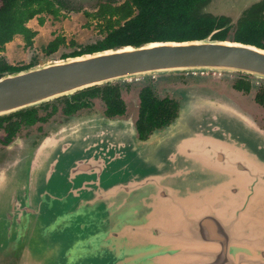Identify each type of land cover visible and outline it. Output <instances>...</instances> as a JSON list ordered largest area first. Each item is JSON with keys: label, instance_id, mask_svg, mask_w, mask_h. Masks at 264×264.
I'll use <instances>...</instances> for the list:
<instances>
[{"label": "water", "instance_id": "1", "mask_svg": "<svg viewBox=\"0 0 264 264\" xmlns=\"http://www.w3.org/2000/svg\"><path fill=\"white\" fill-rule=\"evenodd\" d=\"M260 1L208 0L199 12L241 15ZM213 32L3 72L0 116L150 74L264 78V49ZM217 97L185 91L173 119L143 139L129 117L97 112L56 124L6 174L0 168V247L42 264H264V127Z\"/></svg>", "mask_w": 264, "mask_h": 264}, {"label": "trees", "instance_id": "2", "mask_svg": "<svg viewBox=\"0 0 264 264\" xmlns=\"http://www.w3.org/2000/svg\"><path fill=\"white\" fill-rule=\"evenodd\" d=\"M207 1L123 0L117 5L109 3L100 5L97 15L107 14L105 36L95 43L80 47L79 50L63 54L61 58L121 45H139L150 41L201 39L212 31L214 32L210 36L211 39L222 40L227 29L215 30L223 26L225 28L226 23L223 25L224 21L219 17L199 12V7ZM61 10H72L67 0H0V51L3 50L4 44L16 34L21 35L25 46L30 45L36 31L26 26V22L36 17L37 24L42 25L44 21L42 14L58 18L64 16ZM256 34L257 31L253 32L249 26L242 25L234 33L233 41L251 43L259 47V41L254 38ZM64 42L63 36L56 35L42 49L45 53H50ZM68 44L74 45V41L69 40ZM10 68L0 59V70ZM232 88L247 92L249 82L241 78L235 79ZM93 98H98L102 102L104 114L108 117L124 113L125 103L118 83L94 85L56 99L62 100L64 112L68 113L87 107ZM254 100L259 104L264 103L263 89L255 93ZM28 108L20 109L15 114H20L22 118H29L34 109ZM176 110L177 103L172 99L157 97L150 85L140 87L137 115L134 121L137 137L143 139L153 129L170 122ZM2 117L3 115L0 116Z\"/></svg>", "mask_w": 264, "mask_h": 264}, {"label": "rangeland", "instance_id": "3", "mask_svg": "<svg viewBox=\"0 0 264 264\" xmlns=\"http://www.w3.org/2000/svg\"><path fill=\"white\" fill-rule=\"evenodd\" d=\"M67 1L72 10H61V13H63L64 16L53 18L50 15L42 14L44 20L42 25L37 24L36 17H33L26 22V26L27 23L39 26V28L35 30L36 34L32 38L33 44L31 47L34 49H30L28 51L24 49V51L21 52L19 48H16L15 46H20L22 44V37L18 34L14 35L12 39L8 41L10 42L7 44L9 57H11V59H17L18 62H16V64L27 61L28 55L29 57H35L34 65L48 60H57L61 58V53H67L80 46L100 39L105 33V31L100 29L102 27V21L87 16L84 13H93L98 4L102 2L107 1L115 4L119 3L120 0ZM240 12L241 11L239 9H233L228 12V17L230 18L232 24H234L237 17L240 15ZM56 35L63 36L65 42L61 44L54 53H51L50 55H43L39 50V47L45 45L47 41L51 40ZM69 40L74 41V45H69ZM238 78L248 80L250 83L249 90L247 92L237 93L231 89L233 81ZM113 82L120 85L121 95L127 107L126 114L130 111H134L135 106H133L134 103L132 100L135 98V93L138 89L144 85H150L157 96L165 93L177 98V101L181 98L182 93L185 91L189 89H201L211 95L218 96L217 98H226L232 101L233 104L239 108L241 107L236 103V101L240 104H243L244 102L246 104L243 105L246 106V108H253V110H256V108L250 104L251 97L261 89L264 90V78H257L251 74H245L239 71L207 70L197 72H166L144 75L125 80H116ZM91 102L92 106L89 110H92L93 112L88 114L97 113L95 110H104V106L98 98L92 99ZM51 103H55L58 107H60L59 101H52ZM66 119L67 118L62 119L60 122H63ZM60 122H55L53 124L50 123L51 125L48 127L47 134L56 124H59ZM40 138L41 137H38V140L33 143V137L31 140L30 137L18 135V137L13 142L9 143L8 146L0 148V168L3 166V173L6 174V168L8 165L10 166V164H8L9 161H11L17 153H24L26 149L29 150L31 146H35L39 142ZM43 260V257L41 259L39 258V255H33L29 251L19 250L18 248L14 249L10 243H8L5 247H0V264H42Z\"/></svg>", "mask_w": 264, "mask_h": 264}, {"label": "flooded vegetation", "instance_id": "4", "mask_svg": "<svg viewBox=\"0 0 264 264\" xmlns=\"http://www.w3.org/2000/svg\"><path fill=\"white\" fill-rule=\"evenodd\" d=\"M122 1L123 0H120L119 3H121ZM107 3H109L111 5L119 4V3L114 4V3H110V2L105 1V2L98 4L97 8L95 9V11L93 13H91V14L84 13L85 15L87 14V16H90V17H93L97 20L102 21V27L100 29H102V31H105V33L100 39H102L105 36V34L107 33V28L105 27L107 14L97 15V12L99 10L100 5H104V4L107 5ZM94 14H95V16H93ZM218 17H219V19H222L224 21L223 25L225 23L227 25L225 28L222 25L223 26L222 28L219 27V29L215 30V31H220L222 29H227L222 40H233L234 33H236L239 30L240 26L246 25V26H249L251 31H253V32L257 31V34L254 35V38L259 41V44H260L259 47L264 49V0H261V2H259L258 4H252L247 10L243 11L242 14L237 17L234 24L231 23V20L228 16L220 15ZM260 32H262V34H259ZM100 39H97L96 41H98ZM96 41H94L92 43H95ZM47 42H46V44H47ZM242 43H244V42H242ZM32 44L33 43L31 42L30 45L25 46L24 42L22 40V44L20 46H15V47L19 48L20 51L23 52L24 49H26V51H28L30 49H34L31 47ZM88 44H91V43H88ZM246 44H251V43H246ZM45 45L40 46L39 50L41 51V53L43 55H50L51 53H54L61 44H59L57 46V48L50 53H45L43 51L42 48ZM85 45H87V44H85ZM251 45H253V44H251ZM254 46H256V45H254ZM80 47H82V46H80ZM80 47L73 49V50H79ZM3 49H4V47H3ZM73 50H71V51H73ZM71 51H69V52H71ZM1 52H3V50L0 51V59L3 60V62L6 65L10 66L11 70L20 69V68L23 69V68L29 67L31 65H34L35 57H29V55H28L27 61H23V63L16 64V62H18L17 59H11V58L7 59L4 55L1 54ZM69 52H67V53H69ZM67 53H61L60 56H62L63 54H67ZM10 69L0 70V75L3 72H6L7 70H10ZM112 83H114V82H112ZM249 85H250V83H249ZM231 89L237 93H241V91L233 89L232 86H231ZM152 90H153V88H152ZM138 91H139V89H138ZM138 91L135 93V98L132 100V102L134 103L133 106H135L134 111L133 112L130 111L128 114H126L127 107L125 104L124 113L122 115L113 116V117H119V118H128L129 117V118H131L133 125H134V121H135L136 115H137ZM153 92H154V90H153ZM154 94L156 95V93H154ZM254 96H255V94L251 97L250 104H252V106H254L256 108V110H253V108H249V109L246 108V106L243 105V104H246L244 102H243V104L242 103L240 104L236 100L235 101L246 113H248L253 118V120L255 121V123L257 124L258 127L263 128L264 127V103L259 104L258 102H256L254 100ZM157 97H159V98L167 97V98H170L177 103V98L170 96V95H167L165 93L158 95ZM93 99H95V98H93ZM52 101H59L60 107H58L57 104H55V103H51ZM123 101H124V99H123ZM91 106H92V102L90 101L89 105L87 107H82V108H79L73 112L66 113V112H64V103L62 102V100L54 98L52 100L43 102L37 106H32V108L34 110H32L33 111L32 115L29 118H24V117L22 118V116L20 114H15L16 111L11 112L10 114L3 115V117L0 118V148H4V147L8 146L9 143L13 142L18 137V135H22L23 137H30L31 140L33 137L32 142L35 143L38 140V137L42 138L43 136H45L47 134L48 127H49V125H51L50 123L53 124L55 122H60V121H62V119L68 118L70 116H79V115H85V114L91 113V112H93L92 110H89V108ZM28 109H25V110H28ZM95 111L101 113L105 117H108L104 114V110H102V111L95 110ZM136 136H138V135L136 134Z\"/></svg>", "mask_w": 264, "mask_h": 264}, {"label": "crops", "instance_id": "5", "mask_svg": "<svg viewBox=\"0 0 264 264\" xmlns=\"http://www.w3.org/2000/svg\"><path fill=\"white\" fill-rule=\"evenodd\" d=\"M27 26L29 27V28H31V29H33V30H37V28H39V26L38 25H36V26H34L33 24L31 25V23H27ZM10 42H6L5 44H4V49H3V52H1V54L2 55H4L7 59H10L11 57H9V49H8V47H7V44H9Z\"/></svg>", "mask_w": 264, "mask_h": 264}]
</instances>
